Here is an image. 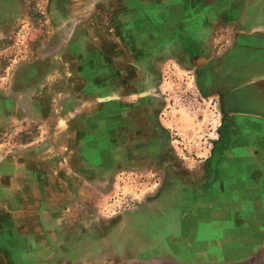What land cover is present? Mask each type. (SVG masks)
<instances>
[{"label": "rangeland", "instance_id": "1", "mask_svg": "<svg viewBox=\"0 0 264 264\" xmlns=\"http://www.w3.org/2000/svg\"><path fill=\"white\" fill-rule=\"evenodd\" d=\"M164 1L172 8H157ZM181 1L0 0V264L216 261L210 249L193 248L206 236H188L174 217L192 202L170 205L167 228H149L150 220L158 226L164 217L137 215L159 196L168 172L204 180L224 117L216 80L201 72L210 58L185 56L194 42L179 43V34L194 33L193 26L184 28L194 19L178 15ZM168 27L170 35L163 31ZM261 83L250 78L233 88L249 90L248 102L264 96ZM131 113L145 133L126 137L118 151L116 135L130 128L116 117ZM237 119L233 147L221 158L222 186L254 177V170L227 168L250 159L241 145L251 123ZM149 141L164 148L143 161L125 157L126 147ZM20 177L34 220L32 227L11 228L1 214L19 208Z\"/></svg>", "mask_w": 264, "mask_h": 264}, {"label": "crops", "instance_id": "2", "mask_svg": "<svg viewBox=\"0 0 264 264\" xmlns=\"http://www.w3.org/2000/svg\"><path fill=\"white\" fill-rule=\"evenodd\" d=\"M122 4L130 8L139 6L138 2L123 1ZM150 7L155 9L156 6ZM160 7L163 10L171 9L172 3L164 1L157 6V8ZM176 7L180 17L189 16L194 19L191 24L184 27L187 30L188 26H193V35L187 37L186 32L182 33L183 36L179 34L181 46L186 48V43L194 42L188 51L182 49L184 55L194 53L197 57L210 58L208 65L202 68L201 72L207 75L211 82L216 80V89L219 93L223 91L225 95H231L233 91H236L232 84L235 78H231L236 71L264 73V0H182ZM1 12H5V8H0V25L3 20ZM163 31L170 35L171 28L168 27ZM259 87L260 90L262 89L261 94H264V83H261ZM254 97L238 106L239 108H233L235 116L244 115L242 121L251 123L245 130L247 141L241 145L244 147V152L249 153L250 159L238 164L232 162L230 167H227L230 170L242 168L254 170L252 172L254 177L248 179L249 183L232 181L222 186L220 183L224 181L221 176L223 160L218 167L220 175L212 188L200 194H197L196 190L194 193L190 187L203 183L201 176L194 174L174 176V172L170 171L162 184L161 195L150 199L148 201L150 207L144 206L137 213V215L150 214L164 217L167 221L158 226H154L155 222L149 217L152 219L149 228H167L170 227V217H172L170 205L174 201L192 202V208L189 210L179 208L175 211L177 216L174 217L179 219V228H185V232L189 233L188 236L191 237L193 232L194 235L202 233L206 236L207 240L205 243L203 241V245L198 243L193 247L194 249H210L211 257L216 258V261L205 264H264V231L261 229L264 228V128L262 127L264 96L259 99ZM259 100L261 105H258ZM258 110H262L263 113ZM236 122H238L237 118L235 127L240 126ZM150 145L154 148H164L163 145H157L155 141H151ZM232 147L233 145H230L227 148ZM234 149L235 152H240L236 147ZM133 154L135 155V152ZM146 155L142 147L138 146L136 159L143 161ZM130 157V161H133V156ZM30 165L34 168L38 167L36 163ZM254 180L257 181V188L253 187ZM218 184L221 186L220 190L217 187ZM18 185L19 189L22 188L15 198L20 203L19 208L16 209L14 205H11V208L1 216L11 224V228H28V225L32 227L28 221L34 219L26 210V202L32 199L27 194L26 179L20 177ZM242 187L243 191H240ZM231 189L237 191H231V193ZM183 222L185 225H182ZM129 227L127 225L122 228ZM196 260L198 259L191 264L200 262ZM187 263L188 261L183 260L179 264Z\"/></svg>", "mask_w": 264, "mask_h": 264}, {"label": "flooded vegetation", "instance_id": "3", "mask_svg": "<svg viewBox=\"0 0 264 264\" xmlns=\"http://www.w3.org/2000/svg\"><path fill=\"white\" fill-rule=\"evenodd\" d=\"M235 74L231 75V78H235L232 84H242L243 82L247 81L248 79L255 78L257 80L264 79V73L263 72H248L247 70H239L234 72ZM252 82H249V84ZM203 88V89H202ZM201 90L204 91V93H207V89L201 86ZM245 91L249 90H236L233 91V93L225 95L223 91H221V94L223 95L220 100V104L223 109V120L221 124V128L219 130V139L215 143L214 148L212 150V154L208 158V160L205 161L204 164V171H205V177L203 180V183L197 186L190 187L191 190L198 191L197 194H200L202 192L208 191L210 188H212L213 184L215 183L216 179L218 178L219 174V164L222 161L221 158H223V152L227 149L230 142L231 132L235 129V120L238 117H243L244 115H234L233 108H239L238 106H241L246 103L247 95L245 94ZM240 95V96H239ZM239 96V97H238ZM229 98V101H228ZM132 114V113H131ZM234 115V116H233ZM128 115H122L121 117H116V123L117 125H124L126 129L130 128L129 133L126 136L121 137L120 135H116V146L118 148V151H123L124 149L122 145H125L127 138L126 137H132L136 138L137 135L144 134L145 131L142 132L141 127H136L133 125L135 121L138 120V118L135 115H130L131 117H124ZM148 131V130H147ZM133 142V141H132ZM151 141L148 142L147 147L141 146V143L133 144L129 147H126L127 150H125L126 157L135 156L136 150L139 147H142L143 151H145L147 154H150V151L154 149V147H151L150 145ZM119 145V146H118ZM134 148V149H132ZM132 149V150H131ZM130 150V151H128ZM135 152V155L133 154ZM147 156V155H146ZM195 193V192H194Z\"/></svg>", "mask_w": 264, "mask_h": 264}]
</instances>
